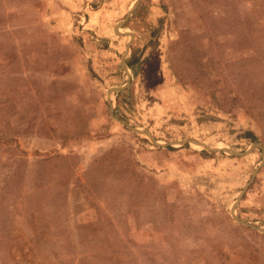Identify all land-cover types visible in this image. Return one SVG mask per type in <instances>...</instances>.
Here are the masks:
<instances>
[{
  "label": "rangeland",
  "instance_id": "374dc122",
  "mask_svg": "<svg viewBox=\"0 0 264 264\" xmlns=\"http://www.w3.org/2000/svg\"><path fill=\"white\" fill-rule=\"evenodd\" d=\"M259 228L264 0H0V264H264Z\"/></svg>",
  "mask_w": 264,
  "mask_h": 264
},
{
  "label": "water",
  "instance_id": "95a60500",
  "mask_svg": "<svg viewBox=\"0 0 264 264\" xmlns=\"http://www.w3.org/2000/svg\"><path fill=\"white\" fill-rule=\"evenodd\" d=\"M123 23V22H122ZM128 67V66H127ZM112 115L115 117L114 113L112 112ZM138 131V129H137ZM213 151H218L219 149H216V148H212ZM233 152V150H231ZM249 153V151L247 152ZM235 208L233 209V212H234ZM261 231H264V228H259Z\"/></svg>",
  "mask_w": 264,
  "mask_h": 264
},
{
  "label": "bare ground",
  "instance_id": "6f19581e",
  "mask_svg": "<svg viewBox=\"0 0 264 264\" xmlns=\"http://www.w3.org/2000/svg\"><path fill=\"white\" fill-rule=\"evenodd\" d=\"M115 89H117V88H115ZM119 89V88H118Z\"/></svg>",
  "mask_w": 264,
  "mask_h": 264
}]
</instances>
